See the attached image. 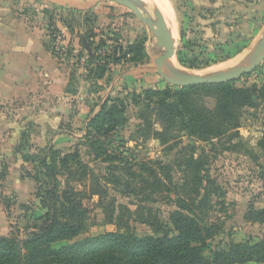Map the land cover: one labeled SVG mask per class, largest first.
Returning a JSON list of instances; mask_svg holds the SVG:
<instances>
[{
	"label": "rangeland",
	"instance_id": "1",
	"mask_svg": "<svg viewBox=\"0 0 264 264\" xmlns=\"http://www.w3.org/2000/svg\"><path fill=\"white\" fill-rule=\"evenodd\" d=\"M144 1L149 4L148 0ZM167 1L174 12L173 20H166L173 26L175 34L173 60L180 68L203 73L227 71L248 52L264 31V0ZM0 14H3L0 21L1 40L13 36L14 41H19L25 31L24 20L29 26L35 24L48 31V47L52 53L56 43L64 48L65 55H53L64 68L62 72L72 93L67 100L68 105L56 102L59 97L52 101V108L56 111H52V132L45 136V140L37 128L36 114L42 109L41 102L35 104L34 111L33 104L27 102L2 105L9 117L7 122L16 127L10 129L8 124L0 127L5 132L3 137L0 136V144L10 143L8 154L0 150V177L5 175L8 162L15 156L33 160L27 167H21L22 177L32 179L33 187L26 200L21 203L15 201L18 203L15 213L8 211L12 223L8 224L11 229L7 236L22 241L42 224L39 216L46 209L37 197L51 184L39 174L43 170L40 160L52 147L62 154L78 151L81 159L99 177L108 174L110 164H127L133 171L148 178V172L140 168L145 165L157 171L156 162L160 161L171 166V178L178 183L170 191L163 188L149 193L150 189L141 190L145 185L139 178L131 179L127 173L116 171L114 174L133 190L130 196H126L122 188L105 184L100 179L107 194L103 200L96 195L83 200L89 210L85 228L72 240L55 242L53 247L115 231L116 216H120L121 222L127 225L123 229L129 228L140 237L162 235L163 231L171 229L170 214L178 208V197L185 199L189 196L188 188L182 189L181 184L189 181L183 157L192 152L195 156H203L207 174L215 181L216 192L210 196L207 215L202 219L206 225L216 224L217 234L209 240L211 248L230 242L256 243L264 240V222L254 221L249 216L254 210L264 209V147L261 146L264 144V60L253 71L234 81L237 87H255L259 95L253 97L254 106L241 109L237 128L229 129L210 141L193 139L186 132H178L162 144L157 139L144 136L140 119L144 103H133L132 96L133 93L141 94L147 88L177 86L158 75L154 57L161 54L162 49L157 46L148 28L128 8L109 0H0ZM90 55L94 58L91 59ZM228 63L227 67L219 69V66ZM138 73L144 74L147 79L145 87H141L133 76ZM75 95L83 97L89 110L97 105L100 109L111 102L124 106V122L108 136L101 137L102 151L108 154L109 161H94L93 154L85 145L87 140L83 136L93 114L88 118L91 113L87 110L72 119L59 118L54 114L58 110L64 112V108H70L76 114ZM208 103L211 105L213 101L209 99ZM17 105L21 109L16 113L11 109ZM5 123L4 120L0 126ZM155 128L160 129L161 126L156 124ZM188 144L192 146L186 147ZM35 177L40 178L39 181L36 182ZM63 186V178L60 177L58 194ZM75 187L81 188L77 184ZM147 194L151 195L147 197ZM3 200H10V197ZM118 204L125 205L130 214L126 210H118ZM111 209L114 210L113 219L107 217ZM149 214L154 225L141 221ZM4 226L0 227V234L6 233Z\"/></svg>",
	"mask_w": 264,
	"mask_h": 264
},
{
	"label": "trees",
	"instance_id": "2",
	"mask_svg": "<svg viewBox=\"0 0 264 264\" xmlns=\"http://www.w3.org/2000/svg\"><path fill=\"white\" fill-rule=\"evenodd\" d=\"M86 48H90L86 45ZM91 59L94 58L90 55ZM256 88L237 87L234 81L198 84L185 87L147 88L141 94L133 93L132 102L144 103L140 111L144 136L166 144L173 134L186 132L190 138L210 141L221 136L239 124L243 107L255 105ZM264 97V94H262ZM141 99H144L143 101ZM213 103L210 105L208 100ZM119 102V101H118ZM125 120L122 104L111 102L103 105L88 120L85 129L86 146L94 156V161H109L110 157L102 151L101 137L115 131ZM159 124L160 129L155 128ZM261 145V144H260ZM188 144L186 147H191ZM264 147V144L261 145ZM102 155H105L102 156ZM25 160H32L23 156ZM33 161V160H32ZM43 170L39 171L51 186L37 197L46 211L39 216L43 221L39 228L21 241L18 252V238L0 236V264H237L248 261L264 262V240L256 243L230 242L211 248L209 240L217 234L216 224L206 225L202 219L207 215L210 196L216 192L215 181L205 168L203 156L190 153L183 157V167L189 181L181 184L188 188L187 198L178 197V208L171 212L172 228L162 235L137 236L116 216L117 230L88 236L79 241L53 247L52 244L72 240L85 228L89 210L83 204L86 197L97 196L103 200L107 194L105 184L122 188V193L130 196L133 190L123 183L116 171L127 173L131 179L139 178L141 190L150 189L155 193L165 188L178 186L171 178V166L157 161V171L140 168L148 172V178L136 173L127 164H110L108 174L99 177L93 168L84 162L78 151L62 154L58 149L49 148V153L40 160ZM148 168V169H147ZM158 172V173H157ZM206 172V173H205ZM161 175L162 177H159ZM63 189L59 190L60 177ZM40 178L35 177L37 182ZM91 182L87 184V182ZM75 184L81 188H76ZM42 189V188H40ZM148 195V194H147ZM151 195V194H149ZM149 195L147 197H149ZM210 207V206H209ZM118 210H127L123 204ZM254 221L264 222V209L249 213ZM114 218V210L108 213ZM151 215L141 219L150 222ZM208 252V254L206 253Z\"/></svg>",
	"mask_w": 264,
	"mask_h": 264
},
{
	"label": "crops",
	"instance_id": "3",
	"mask_svg": "<svg viewBox=\"0 0 264 264\" xmlns=\"http://www.w3.org/2000/svg\"><path fill=\"white\" fill-rule=\"evenodd\" d=\"M2 16L3 14H0V21ZM11 16L20 19L14 15ZM22 24L25 31L19 41L16 39L14 41L15 37L13 36H6L5 40L0 39V124L4 120L6 122L0 127L6 126V124H8L7 127L10 129L16 127L15 124L11 123L10 125L7 122L9 117L6 116L7 112L5 113L4 111L6 108H2V105L27 102L28 104H33L32 109L34 111L35 104L41 102L43 104L42 109L36 114L39 124L37 128L45 140V136L52 132V111H56L52 108V101L59 97L60 99L56 100V102L68 105L67 100L72 93L69 91L67 78L62 72L64 68L57 63L52 49L49 50L50 36L47 34L48 31L36 27L35 24L33 27L29 26L24 20H22ZM133 76L141 87H145L147 79L144 74L138 73ZM73 97L76 101L78 112L75 114L70 108L68 110L64 108V112H59L58 110L57 113H54L57 117L72 119L73 117H79L82 112L88 110V113H91L88 117L90 118L92 114L94 115L98 111L99 105L93 110H89L88 106L83 102L82 96L75 95ZM79 102L82 103L79 104ZM20 109L21 107L17 105L16 108L14 107L11 110L17 113ZM62 131L64 130L60 132ZM1 135L2 137L5 135L3 130H0ZM9 144H0V150L8 154ZM49 145H52V143ZM15 157L11 159L10 163L8 162L9 166L5 175L0 177V227L8 226L9 223H12L10 216H8V211L11 210L15 213L18 203L28 198L33 187L32 179L22 177L21 168L27 167L33 161L25 160L22 156ZM9 197L10 200H3L4 198L9 199ZM7 226H4V229L7 228L6 233H2L0 236L8 235L7 232L11 228L8 226V229Z\"/></svg>",
	"mask_w": 264,
	"mask_h": 264
},
{
	"label": "water",
	"instance_id": "4",
	"mask_svg": "<svg viewBox=\"0 0 264 264\" xmlns=\"http://www.w3.org/2000/svg\"><path fill=\"white\" fill-rule=\"evenodd\" d=\"M128 8L151 32L161 54L154 57V65L158 75L167 83L185 87L198 84H214L235 81L253 71L264 60V31L254 42L248 52L229 70L222 72L203 73L200 71L180 68L172 63L175 55V38L161 14L160 10H148L144 0H109ZM18 252L21 241L17 242Z\"/></svg>",
	"mask_w": 264,
	"mask_h": 264
},
{
	"label": "bare ground",
	"instance_id": "5",
	"mask_svg": "<svg viewBox=\"0 0 264 264\" xmlns=\"http://www.w3.org/2000/svg\"><path fill=\"white\" fill-rule=\"evenodd\" d=\"M145 3H146V5H147V8H148V10H152L153 8H157V9H159L160 10V12H161V14L163 15V17H164V19L165 20H168V21H172L173 20V18H174V12H173V10H172V7L170 6V4L168 3V1L167 0H148V2H149V4L152 6V7H150L149 6V4H147V2L146 1H144ZM167 22V21H166ZM167 24H168V26L170 27V28H172V30H173V34H174V29H173V26L170 24V23H168L167 22ZM174 37H175V34H174ZM240 60V59H239ZM238 60V61H239ZM237 61V62H238ZM236 62V63H237ZM172 63L174 64V65H176V63L174 62V60H172ZM235 63V64H236ZM229 65V63L228 64H225V65H221V66H219V69H223V68H225V67H227ZM177 66V65H176ZM213 71V70H212ZM214 72V71H213ZM218 72V71H217Z\"/></svg>",
	"mask_w": 264,
	"mask_h": 264
},
{
	"label": "built area",
	"instance_id": "6",
	"mask_svg": "<svg viewBox=\"0 0 264 264\" xmlns=\"http://www.w3.org/2000/svg\"><path fill=\"white\" fill-rule=\"evenodd\" d=\"M54 54H58V55H65V50H64V48L61 46V47H59L58 46V43H56V46H55V51L53 52ZM61 58V60H62V58H63V56H61L60 57Z\"/></svg>",
	"mask_w": 264,
	"mask_h": 264
}]
</instances>
